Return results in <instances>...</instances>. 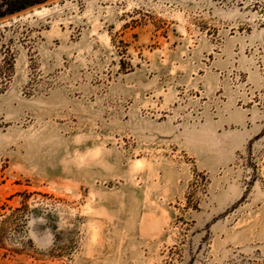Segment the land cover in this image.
Here are the masks:
<instances>
[{"label": "rangeland", "instance_id": "obj_1", "mask_svg": "<svg viewBox=\"0 0 264 264\" xmlns=\"http://www.w3.org/2000/svg\"><path fill=\"white\" fill-rule=\"evenodd\" d=\"M0 264H264V0L0 10Z\"/></svg>", "mask_w": 264, "mask_h": 264}, {"label": "flooded vegetation", "instance_id": "obj_2", "mask_svg": "<svg viewBox=\"0 0 264 264\" xmlns=\"http://www.w3.org/2000/svg\"><path fill=\"white\" fill-rule=\"evenodd\" d=\"M13 0H0V10H3L4 8H7L10 4V2ZM22 1V0H20ZM48 0H44V2H46ZM13 11H11L10 13H12Z\"/></svg>", "mask_w": 264, "mask_h": 264}]
</instances>
